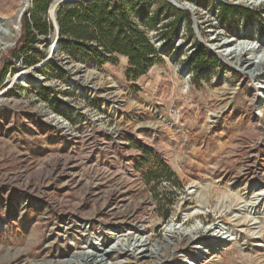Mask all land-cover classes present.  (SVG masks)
Listing matches in <instances>:
<instances>
[{
  "label": "rangeland",
  "instance_id": "obj_1",
  "mask_svg": "<svg viewBox=\"0 0 264 264\" xmlns=\"http://www.w3.org/2000/svg\"><path fill=\"white\" fill-rule=\"evenodd\" d=\"M172 1L182 10L166 0L150 7L159 31L145 30L158 61L135 82L125 58L100 65L61 43L49 52L54 37L16 61L21 24L0 29V264L99 260L105 250L107 262L178 264L193 250L189 238L227 236L201 264H264L259 222L232 218L238 198L264 193V104L258 114L250 102L264 98V66L257 77L240 69L264 65V0ZM22 3L0 0V15ZM220 4L250 15L224 22ZM196 46L209 67L195 75ZM254 208L264 211V199ZM167 238L176 243L165 251Z\"/></svg>",
  "mask_w": 264,
  "mask_h": 264
},
{
  "label": "trees",
  "instance_id": "obj_2",
  "mask_svg": "<svg viewBox=\"0 0 264 264\" xmlns=\"http://www.w3.org/2000/svg\"><path fill=\"white\" fill-rule=\"evenodd\" d=\"M53 1L32 0L31 9L22 16L21 34L13 55L16 61L22 55L33 54L38 42L47 47L50 38L54 36V24L47 15L48 7ZM154 1L165 3L164 0H86L65 4L56 16L58 43L70 45L78 56L88 57L100 65H115L118 57L125 58V79L135 82L158 61V55L145 30V24H148L159 31L156 28L159 12L149 11ZM218 12L224 22L234 20L236 14H243L245 17L250 15L249 10L230 4H220ZM178 14L190 25L191 17L188 13ZM159 34L166 38L163 31ZM176 34L177 32L174 35ZM196 47L192 60L195 75L209 67L208 52L202 47ZM19 52L22 55H17ZM31 57L32 55L23 59L24 65L31 67L37 63ZM4 74L5 71L0 81Z\"/></svg>",
  "mask_w": 264,
  "mask_h": 264
},
{
  "label": "bare ground",
  "instance_id": "obj_3",
  "mask_svg": "<svg viewBox=\"0 0 264 264\" xmlns=\"http://www.w3.org/2000/svg\"><path fill=\"white\" fill-rule=\"evenodd\" d=\"M56 2L52 5V7L50 9V15L52 18L54 17V14H55V11L57 8ZM27 4H28V0H23L22 6L15 13H9L6 15V17H3V15H0V29L6 27L8 21L15 28H17L19 23H20L22 14L24 13V11L27 7ZM10 17H12V18H10ZM56 48H57V44H56V41L54 40L51 47H50L49 52L55 51ZM237 63H238V59H236V58L231 59L232 65H236ZM263 66H264L263 63H259L257 67H254L253 63L244 61L240 64V69L245 75H251L253 77H257V75L259 73L258 71L260 69H262ZM231 90L232 89H231V83H230L229 87L227 89L226 95H232V99H233L234 98L233 96H235L236 93L231 92ZM227 99H229V98H225V100H227ZM2 101H3V92L0 93V104L2 103ZM250 102L257 106L258 114L263 113L262 108H263V104H264V98H262V100L261 99L258 100L257 95L254 94V95H252ZM229 104H231V100L229 103H227V105H229ZM232 132H233L232 130L228 131L227 134L228 133L230 134ZM243 186L244 185H242L241 187H243ZM246 188L247 187L245 186L243 189H246ZM250 188H252V186H250ZM252 190H254V187ZM203 191H205V187H204ZM263 194H264L263 191L259 190V192L255 196H251V197H247V198H243V197L238 198L237 202H240L239 204H241V206H242L241 216L238 217L237 214H234V215H232V218L233 219L236 218V219H238V221L245 220L248 222H252V221L259 222V227L262 229V231H264V213H263L264 211L261 210V208H260L257 212V216H255L256 213H252V209L254 208L256 202H260L261 200L264 199V197H263V199H261L262 196H264ZM201 195L204 197L205 196L204 192H202ZM226 195L229 196L228 194H226ZM261 205H259V206H261ZM226 233L230 234V236H231V235H233L234 231L232 229H228V231ZM231 241H232V239H230L229 236L220 237L219 240H215L213 242L201 241L199 243H195L193 240H191L189 238L188 242L192 243L194 245L193 250L191 253H189L187 256H185L184 261L179 262L178 264H201L202 261H204L205 259H207L209 257L213 258V256L215 257V255L219 251H221L226 244L230 243ZM161 243H162L163 249L166 251L169 248L174 249L176 241H173L172 239L167 238ZM150 254L153 255V253H151V252H150ZM156 254H157L156 256L159 257V253L157 252ZM112 255H113V252H111V251L109 252L108 250H105L104 254L101 255L102 258L99 260H96L94 258H90L89 256H86L85 254H83V255H79V257L69 258L68 264H121L119 262V260L117 259V257L114 258V260H112L113 262H107L106 260L108 259V257H110ZM105 257H107V258H105Z\"/></svg>",
  "mask_w": 264,
  "mask_h": 264
},
{
  "label": "water",
  "instance_id": "obj_4",
  "mask_svg": "<svg viewBox=\"0 0 264 264\" xmlns=\"http://www.w3.org/2000/svg\"><path fill=\"white\" fill-rule=\"evenodd\" d=\"M56 1H57V2H56ZM76 1H86V0H54V1L49 5V7H48L47 15L49 16V19L53 22L54 27H55V34H54L53 37L55 38L56 44H58V39H57V26H56V16H57V14H58V12H59V9H60L63 5H65V4L72 3V2H76ZM166 1H167V3H168L169 5L174 6V7H176V8L179 9V10H182L181 6H179V5L177 4V2H173L172 0H166ZM55 2L57 3V8H56V11H55L54 17L52 18L51 15H50V9H51L52 5H53Z\"/></svg>",
  "mask_w": 264,
  "mask_h": 264
}]
</instances>
